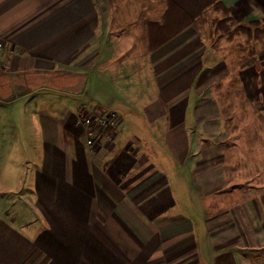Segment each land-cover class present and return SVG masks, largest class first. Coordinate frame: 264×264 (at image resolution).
Returning <instances> with one entry per match:
<instances>
[{"label":"crops","instance_id":"0c3cea01","mask_svg":"<svg viewBox=\"0 0 264 264\" xmlns=\"http://www.w3.org/2000/svg\"><path fill=\"white\" fill-rule=\"evenodd\" d=\"M167 1L141 8L138 0H0V125H8L0 144L12 135L34 139L23 150L40 169L28 187L32 221L24 222L25 208L10 214L8 197L0 198V264H264V183L258 214L248 193L235 199L232 181L219 186L207 174L201 135L187 130L188 115L199 123L189 95L209 61L242 62V107L264 118V34L256 56L236 57L211 48L208 56L201 37L208 15L264 28V0H171L197 24L152 49ZM126 13L144 16L134 34L122 29ZM133 77L157 96L143 101L148 90L134 89ZM79 106L97 128L104 112L117 116L94 154ZM169 174L191 178L193 206L174 196Z\"/></svg>","mask_w":264,"mask_h":264},{"label":"rangeland","instance_id":"374dc122","mask_svg":"<svg viewBox=\"0 0 264 264\" xmlns=\"http://www.w3.org/2000/svg\"><path fill=\"white\" fill-rule=\"evenodd\" d=\"M138 4L141 8L147 4H152L155 8L158 6V0H138ZM122 5L126 7L129 3L126 1ZM127 10L125 8V11ZM125 15L128 18L126 19V23L124 22L121 25L122 29L125 31L131 27L132 31L130 32L134 34L136 32L134 28L137 25L139 27L142 26L144 16L138 14L137 18H134V15L127 13ZM208 16L206 20L208 26L201 30V37L208 47V56H213V52H209L210 48L211 50L214 49V53L217 51V56L257 55L259 49H257L256 41H247L246 35L243 33L234 36L231 40L227 39L226 33L218 30L219 28L217 29L218 26L215 23L217 18L212 20L211 16ZM247 50H249V55L247 54ZM134 51L139 52L141 48L137 46ZM217 62L209 61L206 69L207 72L203 71L204 74L199 79L201 86L197 90L196 96H194V91L189 95L191 96L189 102L190 104H192V101L194 103V115L199 123L194 125L191 114L190 116L188 115L187 130L189 128V132L195 131L196 128L195 132L201 135V137L197 136L198 140H196V144L206 154V157L203 158V165L207 166V174L214 175V178H217L219 186L222 181H232L234 186L239 188V191H237L238 195L234 193L235 199H240L241 193H248V198L253 203V209L259 214L262 210L261 205L258 203H263L261 201L263 193L258 188H261V184L264 183V118L256 108L242 107L243 101L246 99L243 96V92H241V82L239 80L241 77H238L236 73L238 65L242 62L238 61V59L233 60L230 58L226 61ZM226 66H228L230 75L227 74ZM170 79L173 80V78ZM132 80L135 81L133 84L134 89L138 87V90L142 88L144 91L146 86H140L141 77H133ZM146 88L148 91L143 101L157 96L155 88L153 91L149 87ZM166 98L167 96H165ZM12 115L16 119V123L19 124L21 115L17 111H13ZM2 127L4 126L0 125V129ZM5 127L7 128L8 125ZM166 127L167 125L165 124ZM171 127L174 128L176 126ZM13 129H20V126L16 124L13 126ZM108 129L110 132L108 134H112L113 129ZM98 130L96 137L102 133L101 130L103 128H99ZM105 132H107L106 129ZM6 138L5 147H2L0 144V198L4 197V195L8 197L7 201L9 205L7 207L10 214H15L18 208H25L29 214L24 222L32 221L34 216L29 210L33 208V204L35 203L33 202L34 193L33 188L29 189L28 187L33 186L36 172L40 169L33 164L37 162V159L27 155V152L32 154L33 151L29 149H25L24 151L23 148L26 145L28 147L30 142L32 144L36 142L34 139L32 141H22V138L18 135L6 136ZM21 145H23L22 148ZM23 152L26 155L25 157L23 156ZM210 154L212 155L209 156ZM209 163L213 164V166L209 167ZM169 165L173 166L171 164L167 166L169 167ZM169 177H171V187L173 188L174 196L176 197L177 195L178 198L184 201L183 204L189 207L192 204V198L195 199L194 197H196L195 190L192 188L193 181L189 176L182 180L174 178L173 174H169ZM226 189L229 190L228 187ZM225 190L221 191L225 192ZM220 201L223 203L222 209H225V199L219 196L218 202ZM262 222L264 224V218Z\"/></svg>","mask_w":264,"mask_h":264},{"label":"trees","instance_id":"16d2710c","mask_svg":"<svg viewBox=\"0 0 264 264\" xmlns=\"http://www.w3.org/2000/svg\"><path fill=\"white\" fill-rule=\"evenodd\" d=\"M167 9L165 10V18L160 23H154L153 28L155 29L154 39H158V43L154 44L151 48H157L162 44H166L173 38L178 36L184 30L189 27H194L197 22L193 17L179 10L174 2L167 1ZM221 4L217 3L213 6L219 7ZM217 29L226 33L227 39H232L234 36L240 33L246 35L247 41H257L261 35L264 34V30L260 29L259 22H250L243 24H237L231 20L228 16L222 19L215 20ZM256 31V33H254Z\"/></svg>","mask_w":264,"mask_h":264},{"label":"built area","instance_id":"2783aa9c","mask_svg":"<svg viewBox=\"0 0 264 264\" xmlns=\"http://www.w3.org/2000/svg\"><path fill=\"white\" fill-rule=\"evenodd\" d=\"M4 47L3 43L0 42V50H2ZM105 115H101L98 119V127L101 129L103 127H110L114 129L116 127V113L113 111H107L104 112ZM86 111L83 110V107L80 106L77 112V118L78 123L81 124L84 127H87L86 129V148L88 152L95 153V143H96V136L98 133V129L96 126H92L91 119L88 117L85 118Z\"/></svg>","mask_w":264,"mask_h":264}]
</instances>
